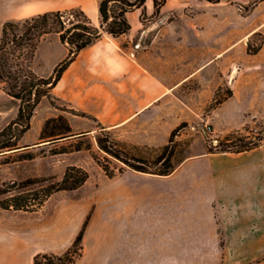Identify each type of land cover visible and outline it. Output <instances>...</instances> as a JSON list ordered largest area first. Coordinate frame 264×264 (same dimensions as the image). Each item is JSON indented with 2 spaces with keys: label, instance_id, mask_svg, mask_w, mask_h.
Segmentation results:
<instances>
[{
  "label": "crops",
  "instance_id": "1",
  "mask_svg": "<svg viewBox=\"0 0 264 264\" xmlns=\"http://www.w3.org/2000/svg\"><path fill=\"white\" fill-rule=\"evenodd\" d=\"M34 1L39 7L51 2L46 11L81 7L101 25V0H0V9L11 13ZM155 1L127 13L129 33H105L84 48L52 95L102 127L128 133L125 140L164 146L192 117V104L178 92L186 91L192 76L207 74L241 35L238 29L227 42L224 36L226 24L233 23L225 21L224 9L234 5L164 0L156 15ZM260 21L247 40L264 29V15ZM263 53L264 45L256 55ZM67 55L65 47L57 64ZM92 57L100 62L95 74L89 71ZM109 65L124 70L113 76ZM218 75L217 88L224 82V73ZM252 86L244 85L241 95L233 89L222 107L233 113L241 100L252 97ZM254 91L255 101L264 98V85L256 84ZM106 198L107 213L91 215L76 264H264V142L240 153L189 156L169 175L126 170L119 196L106 190ZM15 215L32 214L0 206V264H33L40 252L62 254L83 224L82 217L58 222L33 236L12 221Z\"/></svg>",
  "mask_w": 264,
  "mask_h": 264
},
{
  "label": "rangeland",
  "instance_id": "2",
  "mask_svg": "<svg viewBox=\"0 0 264 264\" xmlns=\"http://www.w3.org/2000/svg\"><path fill=\"white\" fill-rule=\"evenodd\" d=\"M254 1L239 0L245 6ZM222 2L225 8L226 5L236 7L232 10L224 9L225 21L230 19L234 23L226 24V42L227 37L232 36L233 31L237 33L238 29L241 41L232 46L218 64L209 66L207 74L192 76L186 91L178 92L182 99L192 104L193 109L192 117L188 122L180 124L182 126L174 138L175 143L167 151L172 152V163L175 166L189 156L207 152L208 147H215L219 141L225 142L227 136L242 131L246 124L251 126L253 134L264 128V98L259 101L253 99L255 85H264V53L256 55L264 45V29L258 30L247 40L249 29L263 19L264 4L248 18L254 11L244 15L238 5L230 4L227 0ZM51 5L50 2L48 6L39 7L34 1L11 13L0 9V33L7 20L44 12ZM64 49L58 35H48L40 44L34 60L36 73L50 76ZM219 71L224 73V82L217 88ZM250 83L254 84L251 98L241 100L233 113L228 112L226 106L222 107L220 102L233 89H237L241 95L243 86ZM19 105L20 102L10 97L0 84V130L16 118ZM59 116L67 119L72 132L66 137L43 139L42 131L46 122ZM58 125L62 127L61 123ZM55 126L51 124L50 130H55ZM124 134L128 133L106 129L96 119L73 113L72 108L54 94L51 99L44 98L36 108L30 129L19 141V148L0 152V202H6L20 193L40 189L43 185L60 182L67 169L73 166L87 171L89 179L77 190L55 192L35 212L18 210L32 215H15L12 221L23 223V228L29 229L33 236H39L46 226L51 229L58 222H73L82 217L83 227L91 215H106V190L119 196L122 173L133 168L105 152L100 147V140L117 142L116 149L121 150L122 157L128 163L140 164L137 159H144L148 162L145 167L153 170L164 168L162 163L157 164L156 161L169 143L164 146L136 143L125 140ZM105 167L114 174L113 177L107 174ZM29 199L32 203L39 201L36 195Z\"/></svg>",
  "mask_w": 264,
  "mask_h": 264
},
{
  "label": "trees",
  "instance_id": "3",
  "mask_svg": "<svg viewBox=\"0 0 264 264\" xmlns=\"http://www.w3.org/2000/svg\"><path fill=\"white\" fill-rule=\"evenodd\" d=\"M217 4L223 0H204ZM230 4L238 5L244 15L253 12L264 0H255L245 6L239 0H227ZM164 0L155 1V13L159 15ZM146 0H101L99 12L101 25L97 26L81 7L49 10L32 14L21 19L7 20L0 33V84L3 90L12 98L20 102L16 118L7 127L0 130V152L15 150L23 135L30 129L31 120L36 108L44 98H52V91L61 80L65 70L86 47L103 37L105 33L119 37L130 32L132 26L127 13L135 8H144ZM147 18L144 9V19ZM51 34L58 35L60 42L68 49V55L59 62L48 77L40 76L34 70V60L42 41ZM232 92L227 96H231ZM226 99V98H225ZM224 99V100H225ZM222 100L220 103H223ZM72 112L84 117L91 115L72 109ZM56 124L55 130H50L51 124ZM61 123L62 127L58 124ZM182 125L177 127L170 137V142L164 147L156 163H162L163 169L153 170L145 167L144 159H137L140 164L128 163L121 155V150L115 141L100 140V147L107 153L125 162L136 171L157 175H169L176 166L172 163V152L167 153L171 144L175 143V136ZM71 126L63 116L49 119L42 131V138L66 137L71 133ZM60 138V137H59ZM264 142V128L253 134L252 128L246 124L242 131L231 133L225 142L208 147V153L232 152L240 153L260 147ZM173 148V147H172ZM107 174L113 177L107 167ZM89 179V173L80 167L67 169L62 181L43 185L40 189L20 193L0 202L6 210H24L35 212L41 208L55 192L63 190H77L84 186ZM35 184V183H33ZM37 196L38 202L32 203L31 196ZM86 220L72 246L62 254L40 252L34 256L33 264H76L84 253V235L89 224Z\"/></svg>",
  "mask_w": 264,
  "mask_h": 264
},
{
  "label": "clouds",
  "instance_id": "4",
  "mask_svg": "<svg viewBox=\"0 0 264 264\" xmlns=\"http://www.w3.org/2000/svg\"><path fill=\"white\" fill-rule=\"evenodd\" d=\"M98 67H100V62L97 60L96 57H92L91 58V66L89 67V71L92 72L93 74H95ZM123 70L124 69L122 67H113L110 65L108 66V71L113 76H117Z\"/></svg>",
  "mask_w": 264,
  "mask_h": 264
}]
</instances>
